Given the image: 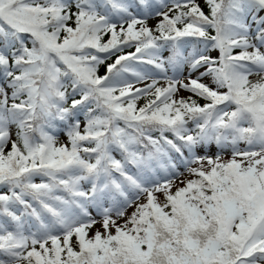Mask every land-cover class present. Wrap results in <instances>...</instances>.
I'll use <instances>...</instances> for the list:
<instances>
[{
  "label": "snow or ice",
  "instance_id": "6c2138e0",
  "mask_svg": "<svg viewBox=\"0 0 264 264\" xmlns=\"http://www.w3.org/2000/svg\"><path fill=\"white\" fill-rule=\"evenodd\" d=\"M0 264H264V0H0Z\"/></svg>",
  "mask_w": 264,
  "mask_h": 264
}]
</instances>
